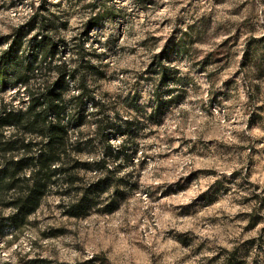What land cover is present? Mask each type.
<instances>
[{"label": "rangeland", "instance_id": "rangeland-1", "mask_svg": "<svg viewBox=\"0 0 264 264\" xmlns=\"http://www.w3.org/2000/svg\"><path fill=\"white\" fill-rule=\"evenodd\" d=\"M42 2L0 0V48ZM46 3L68 47L101 15L85 39L102 71L94 91L132 122L112 143L135 149L136 187L115 212L84 218L48 196L22 230L0 234V264L264 259V0ZM158 54L174 100L153 117Z\"/></svg>", "mask_w": 264, "mask_h": 264}, {"label": "trees", "instance_id": "trees-1", "mask_svg": "<svg viewBox=\"0 0 264 264\" xmlns=\"http://www.w3.org/2000/svg\"><path fill=\"white\" fill-rule=\"evenodd\" d=\"M100 19L99 13L91 15L83 37L75 36L68 47L59 32L64 23H56L43 0L24 24L1 38L6 46L0 48V234L22 230L48 196L58 198L61 215L84 218L115 212L136 187L135 149L112 143L132 122L94 91L102 71L85 39ZM66 49L71 56L62 54ZM153 59L159 69L149 115L154 117L174 97L167 65L159 54ZM93 138L101 147H92Z\"/></svg>", "mask_w": 264, "mask_h": 264}]
</instances>
